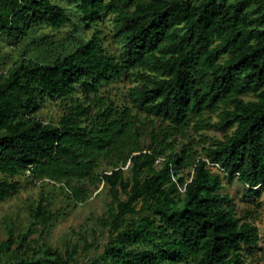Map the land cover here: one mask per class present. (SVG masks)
Returning <instances> with one entry per match:
<instances>
[{
	"label": "trees",
	"instance_id": "1",
	"mask_svg": "<svg viewBox=\"0 0 264 264\" xmlns=\"http://www.w3.org/2000/svg\"><path fill=\"white\" fill-rule=\"evenodd\" d=\"M66 1L77 23L53 0H0V37L12 42L40 25L73 27L50 58L22 53L3 72L0 57V202L20 186L5 176L25 171L76 201L103 183L110 200L97 223L108 238L81 263L75 247L35 249L33 229L10 231L0 264H245L258 228L236 214L209 165L253 195L264 187V0ZM106 14L116 56L98 29L74 33ZM120 78L132 85L117 108L98 92ZM47 99L63 106L56 123L35 115ZM212 126L224 136L200 156L189 132ZM33 215L43 232L58 216L44 198Z\"/></svg>",
	"mask_w": 264,
	"mask_h": 264
},
{
	"label": "rangeland",
	"instance_id": "2",
	"mask_svg": "<svg viewBox=\"0 0 264 264\" xmlns=\"http://www.w3.org/2000/svg\"><path fill=\"white\" fill-rule=\"evenodd\" d=\"M66 8L71 17V22L77 23L78 16L74 8L66 0H53ZM98 29L101 42L108 54L116 56L121 44L114 35V22L111 14L101 16L96 24L90 28L81 27L75 35L87 38ZM73 33L71 23L60 28L49 25H40L32 28L27 35L18 42H12L5 36L0 37L1 68L6 72L16 60L26 53L35 59L50 58L54 54L63 51L65 42ZM132 83L127 78H120L100 88L98 96L106 103H112L117 108L129 105L128 89ZM246 98H251L250 96ZM63 106L59 100L47 99L36 110L35 115L44 122L56 123L63 114ZM211 121L215 123L217 117L211 115ZM190 135L194 148L200 156L204 155V147L214 139L223 138L224 133L212 126L199 132L191 129ZM148 143V137L145 138ZM187 140L178 138L177 149ZM160 158L156 167L160 168ZM128 164L125 166L127 169ZM210 170L221 177L224 185L223 193L229 195V203L236 214L257 226L260 239L252 253L244 254L245 264H264V187L259 188V195L249 193L247 189L236 179L228 182L223 171L216 165H209ZM180 173L186 178L190 173L189 168H181ZM128 170L126 176H130ZM9 180L19 182V189L7 200L0 202V241L9 237L12 231L14 236L30 232L28 239L35 249H43L47 246L61 252L68 246L77 250L78 262L85 263L91 258L97 257L102 251L103 244L107 241L108 230L97 223L107 209L110 200L107 185L101 183L97 189L81 201H76L65 193L58 183L48 180L32 178L28 171L15 175L5 176ZM40 198H44L49 204V210L58 216L52 221V226L43 232L40 224L36 223L33 208ZM125 199V195H121ZM33 227V228H32ZM15 247V245H14ZM73 264V263H71Z\"/></svg>",
	"mask_w": 264,
	"mask_h": 264
}]
</instances>
